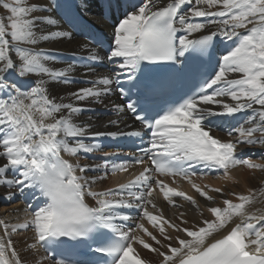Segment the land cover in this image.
<instances>
[{
    "label": "snow or ice",
    "instance_id": "obj_1",
    "mask_svg": "<svg viewBox=\"0 0 264 264\" xmlns=\"http://www.w3.org/2000/svg\"><path fill=\"white\" fill-rule=\"evenodd\" d=\"M0 8L9 13L7 23L0 17V196L27 204L22 222L0 219V264H264V211L249 210L256 189L193 179L231 181L238 166L264 172L240 147L264 159V0H0ZM49 42L56 47H40ZM65 45L69 60L58 51ZM77 83L87 86L71 90ZM89 105L116 118L74 119L97 111ZM110 146L135 152H103ZM133 165L141 170L126 182L94 187ZM160 195L173 207L183 199L200 218L186 226L181 212L173 222L157 208Z\"/></svg>",
    "mask_w": 264,
    "mask_h": 264
},
{
    "label": "bare ground",
    "instance_id": "obj_2",
    "mask_svg": "<svg viewBox=\"0 0 264 264\" xmlns=\"http://www.w3.org/2000/svg\"><path fill=\"white\" fill-rule=\"evenodd\" d=\"M24 6V5H22ZM1 9V8H0ZM198 20L202 19V18H197ZM108 31V30H107ZM109 32V31H108ZM110 34V32H109ZM221 47V53L224 50V44H220L219 45ZM40 47L43 48H55L56 45H54L52 42L49 43H45V44H41ZM73 46L71 45H65V46H60L58 48V51L63 52L64 56L62 57L63 60H69V55L72 52ZM52 66V65H50ZM64 66L63 64H56L54 65V67H62ZM82 71V69L80 70ZM98 73H103L105 71L102 70H98ZM87 85H83V84H73L70 86L71 90H75L78 87H84ZM58 90V94L59 95H66L65 91L63 90V86H59ZM116 101V98L112 97V103H114ZM65 103H67L68 101L65 100ZM91 107L94 108H100L104 105H89ZM89 116H92L94 118V120H96V122L102 126L103 124H105L109 119L106 118H98L95 113H89V112H85L80 114L79 116L75 117L74 119H76L77 121H84L87 120V118ZM223 136V135H221ZM227 136V135H226ZM225 137V135L223 136ZM227 139V137H226ZM241 148L245 149V153L249 150H252V155L256 156L258 153H260L257 149L253 148V149H248L247 145H241ZM62 155L64 156V158L66 159H70V162L72 163H76L77 160H79L80 163H88L87 161L83 160L81 156L79 157H69L67 154L62 153ZM256 163H264V159H259ZM88 175H92V174H88ZM231 175L233 177V179L231 181L225 180L223 179V174L220 175L219 177L216 178H207L205 179V181H203L202 179H194V181L198 184L201 185H211L212 187H228V188H232L233 184L235 183L237 186L235 187V191L236 192H241V193H245L247 194L248 189L249 188H254L256 189V201L255 204L253 206H250V211H264V195H261V179L264 178V172H261L259 170H249L246 167H242V166H238L234 169L231 170ZM253 175V176H252ZM115 177H107L106 179H104L101 182H98L96 185H94V187L98 190H103L106 188H109L111 184L114 183ZM174 188H176L178 191H183L188 195H193V196H197L198 194L195 193L194 189L191 187V185L189 183H186L185 180H181L180 182H176V184L174 185ZM5 191V189L0 188V193H3ZM163 198V197H162ZM229 199H234V197L229 196ZM218 201H221L220 197H217ZM8 203V205H2L0 206V219H5V220H13L14 222H22L23 221V216L19 215V204L17 203V199L12 200V201H6L3 199L2 196H0V203ZM201 204H203V201H200ZM155 203L157 204V208L161 209L164 213V215L173 220V222L175 223H179V219H177V217L179 216V214L181 212H186L187 216L186 218L188 219V225L186 226H191L193 223V218L195 217L196 219H199V212H193L190 210V206L187 202H185L183 199L181 198H177L175 203L177 205H179L180 207H173L171 205H168L163 199H157L155 201ZM222 203V201H221ZM150 211H154L155 214V210L150 208ZM204 215L205 217L209 216L210 214L207 213L206 209L204 211ZM147 226V225H146ZM150 227V226H149ZM171 231L172 235H176V233L174 234V231H172L171 229H168ZM41 254V253H40ZM42 255V254H41ZM142 255L145 259L151 260L154 259L153 254L150 253H144L142 252ZM46 264H52V262L47 261Z\"/></svg>",
    "mask_w": 264,
    "mask_h": 264
},
{
    "label": "rangeland",
    "instance_id": "obj_3",
    "mask_svg": "<svg viewBox=\"0 0 264 264\" xmlns=\"http://www.w3.org/2000/svg\"><path fill=\"white\" fill-rule=\"evenodd\" d=\"M9 13L6 11V10H4V9H0V17H4L5 18V23H7V20H6V17H7V15H8ZM259 157V156H258ZM261 158V157H260ZM260 158H258V159H255V160H253L254 162H257ZM262 159V158H261ZM253 176V175H252ZM169 232H170V230H168ZM29 235H31V232H29L28 233ZM174 234H175V232H174ZM15 243H17V246L19 247V242H18V240L17 241H14ZM142 252H144V253H149V252H147V251H145V250H142Z\"/></svg>",
    "mask_w": 264,
    "mask_h": 264
}]
</instances>
